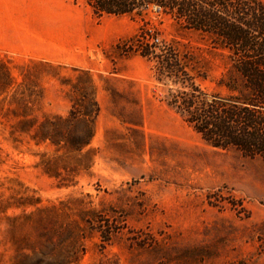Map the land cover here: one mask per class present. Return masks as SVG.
<instances>
[{"label": "rangeland", "instance_id": "374dc122", "mask_svg": "<svg viewBox=\"0 0 264 264\" xmlns=\"http://www.w3.org/2000/svg\"><path fill=\"white\" fill-rule=\"evenodd\" d=\"M50 9L89 11L119 37L102 49L107 72L0 51V264H264V159L207 144L153 62L115 45L146 23L149 41L192 51L208 91L226 57L154 7L145 19L95 16L86 0ZM22 114L66 142L11 134ZM36 200L45 209L23 217Z\"/></svg>", "mask_w": 264, "mask_h": 264}, {"label": "trees", "instance_id": "16d2710c", "mask_svg": "<svg viewBox=\"0 0 264 264\" xmlns=\"http://www.w3.org/2000/svg\"><path fill=\"white\" fill-rule=\"evenodd\" d=\"M95 16L131 15L145 19L151 7L169 15L184 29L209 40L219 55L226 57L224 71L208 91L196 82L205 78L196 57L188 48L177 50L171 43L149 41L145 24L115 49L134 52L153 62L156 81L169 84L166 103L210 146L233 148L247 157L264 159V1L263 0H86ZM157 39V37H155ZM97 109V108H96ZM74 115L70 113V117ZM11 125V134L24 133L35 142L48 140L58 146L61 139L43 127H33L34 118L24 114ZM69 119V116L62 120ZM61 120V119H60ZM53 127V122L47 120ZM89 137L91 130L86 127ZM86 143V141H84ZM49 170V169H48ZM39 201L23 217L32 219L43 209ZM33 221V220H32ZM102 234V233H101ZM106 239V235H102Z\"/></svg>", "mask_w": 264, "mask_h": 264}, {"label": "crops", "instance_id": "0c3cea01", "mask_svg": "<svg viewBox=\"0 0 264 264\" xmlns=\"http://www.w3.org/2000/svg\"><path fill=\"white\" fill-rule=\"evenodd\" d=\"M35 1L0 0V51L90 73L108 71L111 60L102 49H110L119 34L95 24L89 11L72 16L51 10V0H38L42 8L35 9Z\"/></svg>", "mask_w": 264, "mask_h": 264}]
</instances>
